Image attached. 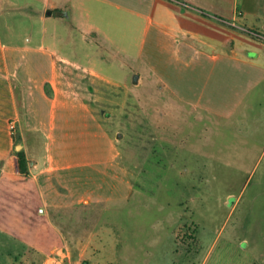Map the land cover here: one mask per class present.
<instances>
[{
  "label": "rangeland",
  "instance_id": "rangeland-1",
  "mask_svg": "<svg viewBox=\"0 0 264 264\" xmlns=\"http://www.w3.org/2000/svg\"><path fill=\"white\" fill-rule=\"evenodd\" d=\"M91 7L92 22L108 39L97 48L110 63L96 59L93 68L113 82H125L124 90L98 89V98L109 99L112 106L96 110L108 113L104 126L112 136L123 137L118 148L130 187L118 193L125 195L119 199L48 208L70 264H264V41L238 38V56L250 61V72L226 61L219 82L213 77L207 95L218 113L190 103L173 111L164 106L174 99L163 87L167 81L143 67L168 64L170 72L167 43H152L146 22L133 13ZM47 30V43L57 51L56 38L67 39L64 25L50 22ZM218 36L228 52L229 39L221 32ZM9 194L8 187L0 189L4 231L11 220L1 217L28 207ZM19 238L14 242L0 233V264L39 261L38 254L24 248L31 239Z\"/></svg>",
  "mask_w": 264,
  "mask_h": 264
},
{
  "label": "crops",
  "instance_id": "crops-1",
  "mask_svg": "<svg viewBox=\"0 0 264 264\" xmlns=\"http://www.w3.org/2000/svg\"><path fill=\"white\" fill-rule=\"evenodd\" d=\"M170 1L0 0V189L8 187L10 197L22 198L28 205L1 217L11 223L8 232L0 227V233L14 242L21 236L30 238L24 248L38 254L35 264H70V254L62 234L51 223L48 208L119 199L125 195L118 193L130 187L118 148L123 137L114 138L104 126L108 113L96 110L112 106L109 99L98 98V89L124 90L125 82H113L93 68L96 59L110 63L98 49L108 39L92 22V5L135 14L146 22L145 33H152V43L160 39L167 43L170 72L168 64L143 66L141 59L140 63L153 77L167 81L163 87L174 99L169 97L164 106L173 111L190 103L218 113L219 106L209 102L207 95L213 77L219 82L217 74H225L226 61L248 72L253 67L238 56V38L247 35L264 41V0ZM50 22L64 25L67 33V39L57 35V51L47 43ZM218 32L229 39L228 52ZM219 42L224 51L218 50ZM129 103L126 106L131 108ZM133 103L140 112L139 103ZM10 124L15 126L13 135ZM17 138L30 163L25 177L19 174L13 153ZM46 240L55 245L49 247Z\"/></svg>",
  "mask_w": 264,
  "mask_h": 264
},
{
  "label": "trees",
  "instance_id": "trees-1",
  "mask_svg": "<svg viewBox=\"0 0 264 264\" xmlns=\"http://www.w3.org/2000/svg\"><path fill=\"white\" fill-rule=\"evenodd\" d=\"M2 101H4V99H2ZM13 153H14V156L16 157L19 174L24 177L27 176L29 174L30 163L28 162L26 158L22 143L19 138L14 140Z\"/></svg>",
  "mask_w": 264,
  "mask_h": 264
},
{
  "label": "built area",
  "instance_id": "built-area-1",
  "mask_svg": "<svg viewBox=\"0 0 264 264\" xmlns=\"http://www.w3.org/2000/svg\"><path fill=\"white\" fill-rule=\"evenodd\" d=\"M14 131H15V126H14V124H10V125H9V132H10V134L13 135V134H14Z\"/></svg>",
  "mask_w": 264,
  "mask_h": 264
}]
</instances>
